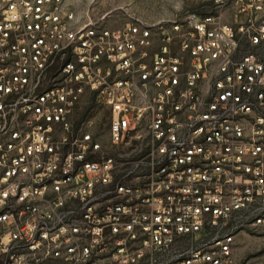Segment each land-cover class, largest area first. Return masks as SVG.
I'll return each mask as SVG.
<instances>
[{
	"label": "built area",
	"instance_id": "built-area-1",
	"mask_svg": "<svg viewBox=\"0 0 264 264\" xmlns=\"http://www.w3.org/2000/svg\"><path fill=\"white\" fill-rule=\"evenodd\" d=\"M120 28L0 0V264H251L264 227V0ZM109 111L104 134L78 115Z\"/></svg>",
	"mask_w": 264,
	"mask_h": 264
},
{
	"label": "rangeland",
	"instance_id": "rangeland-1",
	"mask_svg": "<svg viewBox=\"0 0 264 264\" xmlns=\"http://www.w3.org/2000/svg\"><path fill=\"white\" fill-rule=\"evenodd\" d=\"M80 15L89 12L95 19L105 17L108 27L120 28L142 19L157 22L169 19L180 12L200 11L201 0H69ZM78 115L93 120L97 132L104 134L109 124V111L100 104L83 102ZM236 256L251 264H264V227L242 230L236 240Z\"/></svg>",
	"mask_w": 264,
	"mask_h": 264
}]
</instances>
